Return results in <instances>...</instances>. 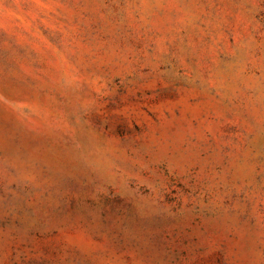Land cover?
Instances as JSON below:
<instances>
[{
	"label": "rangeland",
	"instance_id": "rangeland-1",
	"mask_svg": "<svg viewBox=\"0 0 264 264\" xmlns=\"http://www.w3.org/2000/svg\"><path fill=\"white\" fill-rule=\"evenodd\" d=\"M0 264H264V0H0Z\"/></svg>",
	"mask_w": 264,
	"mask_h": 264
}]
</instances>
